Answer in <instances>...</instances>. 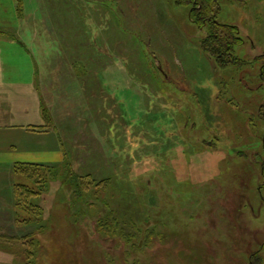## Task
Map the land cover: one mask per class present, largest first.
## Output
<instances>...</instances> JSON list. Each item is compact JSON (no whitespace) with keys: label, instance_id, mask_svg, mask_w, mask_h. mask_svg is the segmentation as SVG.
I'll list each match as a JSON object with an SVG mask.
<instances>
[{"label":"rangeland","instance_id":"obj_1","mask_svg":"<svg viewBox=\"0 0 264 264\" xmlns=\"http://www.w3.org/2000/svg\"><path fill=\"white\" fill-rule=\"evenodd\" d=\"M73 1L43 14L60 51L37 86L56 149L38 163L0 144V264H118L120 228L148 245L125 264H264V0H219L242 39L225 67L188 4ZM158 227L163 247L145 233Z\"/></svg>","mask_w":264,"mask_h":264},{"label":"crops","instance_id":"obj_2","mask_svg":"<svg viewBox=\"0 0 264 264\" xmlns=\"http://www.w3.org/2000/svg\"><path fill=\"white\" fill-rule=\"evenodd\" d=\"M72 4L73 0H0V144L20 148L22 161L44 163L57 147L51 131L41 128L37 86L51 65L49 56L60 52L52 40L58 35L51 26L54 19L43 14L56 10L63 17L59 13Z\"/></svg>","mask_w":264,"mask_h":264},{"label":"trees","instance_id":"obj_3","mask_svg":"<svg viewBox=\"0 0 264 264\" xmlns=\"http://www.w3.org/2000/svg\"><path fill=\"white\" fill-rule=\"evenodd\" d=\"M179 4H188L190 5L189 9V18L190 20L196 24L199 28H203L206 25L208 26V34L207 37L203 38L201 40V47L204 52H206L208 55L213 57L215 59V62L220 67H225L230 63H237L240 60L235 56L234 54V47L237 45H240L242 42V39L239 37L237 28L232 25H222L219 24L217 21V14L220 10V4L219 0H176ZM45 111H42V115L44 118H47V116L44 113ZM48 119V118H47ZM21 166V165H19ZM39 166L37 165H29V166H21V168H17V171L23 174H29L30 176H33L38 169ZM17 190H15L18 193V196H21L19 193V189H27L25 186L16 185ZM27 191V190H26ZM28 194H31V192L27 191ZM29 196V195H28ZM21 204V203H20ZM19 204V205H20ZM111 222V221H110ZM104 224L108 230L114 231L113 234H115L117 231V228L120 227L119 224ZM102 225L99 224V227ZM118 226V227H117ZM104 227V226H103ZM164 227H158L153 228V230H147L145 233L147 235H151L153 237V240L151 241L152 244L161 245V247L165 246L163 245L166 241L163 238L165 233ZM120 232L118 233L125 239V244H129V249L125 250V257L130 255L131 258V251L132 249H135L134 247H138L140 242H143V249L147 250L146 241L142 240L144 238H134L127 234L124 230V228H120ZM138 232L141 230L137 228ZM3 240H10L11 237L8 236H0ZM13 239V238H12ZM150 239V238H149ZM15 240V238H14ZM137 240L138 243L136 244L134 241ZM157 240V241H155ZM136 241V242H137ZM143 254V253H142ZM144 255V254H143ZM203 254H200V257L197 256V259L192 262V264H200L198 263L201 259ZM124 257V256H123ZM140 255L133 260L130 264H142V258L139 259ZM129 259H121L119 258L117 262L118 264H125V261L130 260ZM223 263V260H221ZM104 264L103 259H98L97 264ZM114 263V262H113ZM112 263V264H113ZM191 264V262H188ZM144 264V263H143Z\"/></svg>","mask_w":264,"mask_h":264}]
</instances>
